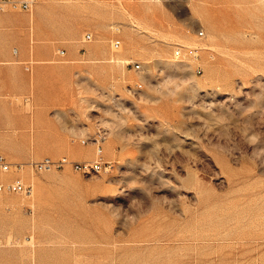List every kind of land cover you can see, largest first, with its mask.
I'll return each mask as SVG.
<instances>
[{"label":"rangeland","instance_id":"rangeland-1","mask_svg":"<svg viewBox=\"0 0 264 264\" xmlns=\"http://www.w3.org/2000/svg\"><path fill=\"white\" fill-rule=\"evenodd\" d=\"M0 156V264H264V0L0 11Z\"/></svg>","mask_w":264,"mask_h":264},{"label":"built area","instance_id":"built-area-1","mask_svg":"<svg viewBox=\"0 0 264 264\" xmlns=\"http://www.w3.org/2000/svg\"><path fill=\"white\" fill-rule=\"evenodd\" d=\"M117 1V0H113ZM35 3V0H0V11L5 12L8 10H14V11H30L33 8V5ZM119 30V29H118ZM199 35H204V31L201 30L199 32ZM94 35L91 32H87L84 35L85 41H91L93 40ZM121 46V39H115L113 41V47L115 49L119 48ZM18 50H15V53H17ZM181 48L178 47L176 50V54L180 55ZM59 54L63 55L64 51H60ZM135 68L139 69L140 65L137 63L135 65ZM27 69H30L29 66H27ZM201 70L198 69V72ZM100 138L102 137V134L100 133ZM103 147L101 144L97 146V156L92 161H73L69 159L68 157H62L60 159L54 160L51 158H45L41 161L35 162L32 164L33 168L36 171H47L51 170L53 168H60L66 165H71L76 171H79L83 174H92V173H101L103 171H108L111 167V163H108L104 161L103 156ZM11 164L5 159L4 156H0V169L4 172H7L10 170ZM33 187L30 184L25 183L21 179H16L12 182H6V183H0V192H6V193H17L22 194L26 196H30L32 194Z\"/></svg>","mask_w":264,"mask_h":264},{"label":"bare ground","instance_id":"bare-ground-1","mask_svg":"<svg viewBox=\"0 0 264 264\" xmlns=\"http://www.w3.org/2000/svg\"><path fill=\"white\" fill-rule=\"evenodd\" d=\"M177 55V54H176Z\"/></svg>","mask_w":264,"mask_h":264}]
</instances>
